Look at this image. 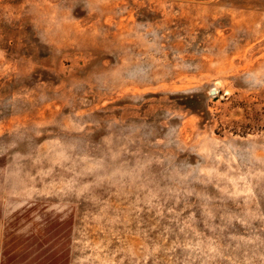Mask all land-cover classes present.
Here are the masks:
<instances>
[{
  "label": "rangeland",
  "instance_id": "obj_1",
  "mask_svg": "<svg viewBox=\"0 0 264 264\" xmlns=\"http://www.w3.org/2000/svg\"><path fill=\"white\" fill-rule=\"evenodd\" d=\"M0 264H264V0H0Z\"/></svg>",
  "mask_w": 264,
  "mask_h": 264
}]
</instances>
